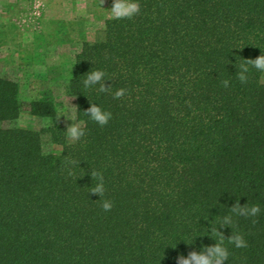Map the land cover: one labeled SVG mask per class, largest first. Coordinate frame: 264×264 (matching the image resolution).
Masks as SVG:
<instances>
[{
    "label": "trees",
    "instance_id": "obj_1",
    "mask_svg": "<svg viewBox=\"0 0 264 264\" xmlns=\"http://www.w3.org/2000/svg\"><path fill=\"white\" fill-rule=\"evenodd\" d=\"M137 2L73 55L79 140L51 94L23 101L0 75V264H178L222 236L224 264H264V72L249 64L238 79L264 54V0ZM96 69L108 91L84 87ZM92 103L111 112L106 125L86 115ZM23 111L44 125L11 124ZM237 204L261 211L237 216ZM235 233L247 247L229 243Z\"/></svg>",
    "mask_w": 264,
    "mask_h": 264
},
{
    "label": "rangeland",
    "instance_id": "obj_2",
    "mask_svg": "<svg viewBox=\"0 0 264 264\" xmlns=\"http://www.w3.org/2000/svg\"><path fill=\"white\" fill-rule=\"evenodd\" d=\"M112 2L0 0V75L18 82L23 101L51 94L67 129L81 125L69 118L75 106L65 93L73 55L83 42L101 37ZM11 124L37 129L44 121L23 111ZM50 148L61 150L56 144Z\"/></svg>",
    "mask_w": 264,
    "mask_h": 264
},
{
    "label": "clouds",
    "instance_id": "obj_3",
    "mask_svg": "<svg viewBox=\"0 0 264 264\" xmlns=\"http://www.w3.org/2000/svg\"><path fill=\"white\" fill-rule=\"evenodd\" d=\"M140 12V7L137 0H113L112 6L110 7V15L115 19L131 18ZM255 68L260 72H264V54H261L255 59H249L248 63L240 67L238 73V79L244 83L247 81V73L249 72V66ZM105 72L100 69L89 71L85 80L83 81L85 88H92L95 85H99V91L105 92L109 88H105ZM223 86L225 88L230 86V81H223ZM125 93V89H117L114 93L115 98H120ZM77 110H73L72 115L69 116L70 119L77 121ZM88 118L95 121L99 125L103 126L108 123L111 119V112L106 111L98 104L92 103L90 109L85 112ZM67 135L72 141H77L85 135V129L80 126L79 123H74L67 129ZM92 175L96 178L95 185L91 188V192L97 193L101 200V207L105 212L111 211L113 207V201L105 197L106 187L103 176L97 172H93ZM232 213L237 216H256L260 211L259 205L247 206L246 204L240 206L237 204L232 209ZM222 223L233 224L232 216H227L223 218ZM213 232H218L215 228ZM224 236L220 238L219 241L215 240V244L211 246H206L200 251H191L187 256H181L179 258L178 264H224L225 261L229 259V250L224 246ZM229 243L233 244L236 248L247 247V241L243 235L235 233L227 238Z\"/></svg>",
    "mask_w": 264,
    "mask_h": 264
}]
</instances>
